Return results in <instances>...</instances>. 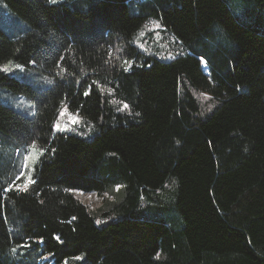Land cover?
<instances>
[{
	"label": "trees",
	"instance_id": "obj_1",
	"mask_svg": "<svg viewBox=\"0 0 264 264\" xmlns=\"http://www.w3.org/2000/svg\"><path fill=\"white\" fill-rule=\"evenodd\" d=\"M234 1L0 0V264H264V0ZM150 20L180 55L138 49Z\"/></svg>",
	"mask_w": 264,
	"mask_h": 264
},
{
	"label": "rangeland",
	"instance_id": "obj_2",
	"mask_svg": "<svg viewBox=\"0 0 264 264\" xmlns=\"http://www.w3.org/2000/svg\"><path fill=\"white\" fill-rule=\"evenodd\" d=\"M236 5L240 6L242 11L247 8V3L243 0H235ZM241 22L244 24L254 27L253 24L248 19H241ZM136 46L138 49L148 55L153 56L162 61H169L172 58L177 57L182 53V48L177 46L174 43V37L169 33H165L162 31V28L158 24L157 21L150 20L147 22L142 29L137 33V35L133 38ZM2 69L8 74L18 76L19 73L22 71L21 67L15 66L13 64H6L2 67ZM201 69L202 71L207 74L208 69L204 62L201 60ZM29 78V76H28ZM208 95L206 93H199L197 96V103L199 105V113L202 119H206L208 115H210L218 102L212 100L211 102L208 101ZM0 102L14 108H17V101L13 100L9 92H5L0 90ZM23 114H26V111H22ZM83 119L78 117L77 115L71 114L64 108L61 109L58 119L56 121L54 129L57 131H64L69 132L73 135L84 139L92 138L98 131L94 124L87 123L86 126L82 123ZM82 125H81V123ZM39 151L34 146L28 148L27 153L24 157V168L27 170L21 174L25 178V183L22 185H18L19 188L23 189L25 185L30 180V171L32 164L38 158ZM73 195L80 200L83 204L87 205L89 209L96 211L98 210L103 204V198L98 196L94 192H87L81 190H73ZM106 199L111 200L112 197L108 196L107 194L104 195ZM106 223V220L97 221V225L101 226L102 224ZM48 260V257H44L43 261ZM52 264V262H50Z\"/></svg>",
	"mask_w": 264,
	"mask_h": 264
},
{
	"label": "snow or ice",
	"instance_id": "obj_3",
	"mask_svg": "<svg viewBox=\"0 0 264 264\" xmlns=\"http://www.w3.org/2000/svg\"><path fill=\"white\" fill-rule=\"evenodd\" d=\"M49 2L52 3V4H56V3H59V2H63V0H49ZM201 59H203V58L201 57ZM5 71H7V69H5ZM86 94H90V93H86ZM125 107H127V105H125ZM30 183H35V181L34 180H30ZM56 239L59 240V237H56Z\"/></svg>",
	"mask_w": 264,
	"mask_h": 264
}]
</instances>
